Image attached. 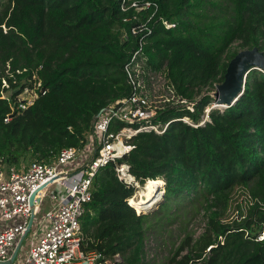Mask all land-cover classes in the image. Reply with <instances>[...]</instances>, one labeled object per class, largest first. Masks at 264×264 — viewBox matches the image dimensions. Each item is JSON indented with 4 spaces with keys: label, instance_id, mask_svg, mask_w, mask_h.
Here are the masks:
<instances>
[{
    "label": "trees",
    "instance_id": "1",
    "mask_svg": "<svg viewBox=\"0 0 264 264\" xmlns=\"http://www.w3.org/2000/svg\"><path fill=\"white\" fill-rule=\"evenodd\" d=\"M235 43L264 52V0H0V163L27 170L84 150L100 113L132 95L126 67L139 80L142 61L178 103L158 110L163 134H138L96 174L81 249L101 264H154L150 236L182 221L185 236L164 264H264V73L252 70L228 108H212L206 91L224 82ZM40 82L35 103L20 108ZM122 164L135 183L165 186L157 210L141 214L135 184L118 178ZM201 210L207 223L195 238L189 224Z\"/></svg>",
    "mask_w": 264,
    "mask_h": 264
},
{
    "label": "built area",
    "instance_id": "2",
    "mask_svg": "<svg viewBox=\"0 0 264 264\" xmlns=\"http://www.w3.org/2000/svg\"><path fill=\"white\" fill-rule=\"evenodd\" d=\"M149 6L147 3L145 8ZM131 7L137 8V2H133ZM122 10L126 11L127 7L123 5ZM145 26L142 25L140 31L147 29ZM133 32L136 34L139 30L134 29ZM141 50L135 54L132 63ZM126 70L132 95L100 113L84 150L63 149L53 163L34 161L27 170L4 169L0 163V264L10 260L31 219L33 222L28 234L35 231L34 235L20 257L18 252L13 264H101L104 257L100 253L81 249V222L93 199V180L100 169L135 148L131 143L135 136L151 131L161 135L169 125L162 128L155 122L158 110L153 109L147 96L142 94L141 82L132 74L129 65ZM3 87L9 89L7 82ZM40 87L41 82L33 89L26 88L20 95L19 107L26 109L33 105ZM4 94L3 97H8ZM11 117L5 121L9 122ZM114 122H123L128 126L117 132L111 131ZM95 140L98 142L97 148L93 144ZM93 150L97 156L89 155ZM117 173L119 180L137 184L128 165H120ZM34 194L32 206L31 197ZM46 200L50 206L45 209Z\"/></svg>",
    "mask_w": 264,
    "mask_h": 264
},
{
    "label": "rangeland",
    "instance_id": "3",
    "mask_svg": "<svg viewBox=\"0 0 264 264\" xmlns=\"http://www.w3.org/2000/svg\"><path fill=\"white\" fill-rule=\"evenodd\" d=\"M4 31H6V28H4ZM240 52L241 48L239 46V43H235L231 49L229 54L233 52ZM136 70L138 71V78L141 82V92L145 96H147L150 105L153 109L156 110H162L168 106H174L178 103V99L172 91L167 88L166 80L162 74H155L147 71L145 69L144 63L141 61L137 66ZM6 73H9L7 70ZM4 86L6 85V82L3 81ZM217 87V86H216ZM215 89L209 88L206 90L209 92L210 95L213 96V93L216 92ZM11 88L8 89V92L5 93V96H9ZM215 104L212 106L214 107ZM206 111V114L209 112ZM186 121L189 122V120L186 119ZM97 148V146H96ZM90 156H94V150L89 153ZM163 181V180H162ZM164 182V181H163ZM137 191L135 192V195L133 199L137 202L138 205H140L139 211H147L143 212L141 214H148L152 211H155L158 209L159 204L163 201L164 196L162 193H164L165 186L161 187L159 189V186L154 185V188H148L147 184L140 185L135 184ZM153 191V192H152ZM151 194V195H150ZM159 194L161 195L159 199ZM150 201L148 204H142L140 203L141 200H144L145 198H149ZM146 205V206H142ZM44 208H48L50 206L49 201H45ZM138 213V212H137ZM176 222L174 225L167 226V228L163 231V233L160 234H153L150 236L148 245L146 248L148 259H151V261L154 262V264H164L167 262L168 258L171 256V251L176 245H179L181 239L185 236V234L182 232V221ZM207 223V216L205 214L204 210H201L199 213L195 214L190 221L189 229L192 230L195 233V238L199 237L205 230ZM36 229V225L34 227V230ZM35 231H32L28 234L26 239L23 241V244L21 246V249L19 251V257L26 251V247L28 244V241L30 237L34 235ZM107 264H117V263H107Z\"/></svg>",
    "mask_w": 264,
    "mask_h": 264
},
{
    "label": "water",
    "instance_id": "4",
    "mask_svg": "<svg viewBox=\"0 0 264 264\" xmlns=\"http://www.w3.org/2000/svg\"><path fill=\"white\" fill-rule=\"evenodd\" d=\"M252 70H259L264 73V52L257 47L240 51L230 61L224 82L217 85V90L213 93L215 106L212 108H228L234 105L243 96L247 76ZM164 194L165 193H162L163 196ZM35 195L36 194L31 197L32 206L34 204ZM32 222L33 219L30 221L27 232L18 242L10 260L2 264H13L21 245L31 228Z\"/></svg>",
    "mask_w": 264,
    "mask_h": 264
},
{
    "label": "bare ground",
    "instance_id": "5",
    "mask_svg": "<svg viewBox=\"0 0 264 264\" xmlns=\"http://www.w3.org/2000/svg\"><path fill=\"white\" fill-rule=\"evenodd\" d=\"M147 187H148V188H154L155 186H154L153 183L148 182V183H147ZM152 192H153V191H152ZM150 195H151V194H150ZM149 201H150V197H149L148 199L145 198L144 200H141L140 203H142V204H148Z\"/></svg>",
    "mask_w": 264,
    "mask_h": 264
}]
</instances>
